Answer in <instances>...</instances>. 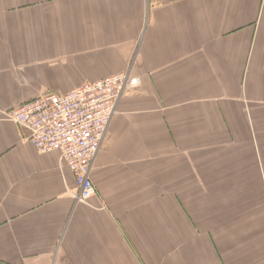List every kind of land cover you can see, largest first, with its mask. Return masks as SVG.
<instances>
[{
  "label": "crops",
  "instance_id": "1",
  "mask_svg": "<svg viewBox=\"0 0 264 264\" xmlns=\"http://www.w3.org/2000/svg\"><path fill=\"white\" fill-rule=\"evenodd\" d=\"M128 70L80 201L8 112ZM0 264H264V0H0Z\"/></svg>",
  "mask_w": 264,
  "mask_h": 264
},
{
  "label": "built area",
  "instance_id": "2",
  "mask_svg": "<svg viewBox=\"0 0 264 264\" xmlns=\"http://www.w3.org/2000/svg\"><path fill=\"white\" fill-rule=\"evenodd\" d=\"M142 82V76L123 71L67 93H43L9 111L8 118L31 132L38 151L59 154L75 178L77 199L87 202L97 193L92 168L118 102Z\"/></svg>",
  "mask_w": 264,
  "mask_h": 264
}]
</instances>
